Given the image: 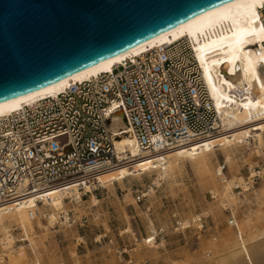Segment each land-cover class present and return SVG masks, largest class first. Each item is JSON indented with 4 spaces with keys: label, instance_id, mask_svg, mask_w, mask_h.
<instances>
[{
    "label": "bare ground",
    "instance_id": "1",
    "mask_svg": "<svg viewBox=\"0 0 264 264\" xmlns=\"http://www.w3.org/2000/svg\"><path fill=\"white\" fill-rule=\"evenodd\" d=\"M180 41L186 42L194 51L199 74L218 114L221 129L215 134L155 153H141L134 138L120 135L114 141V148L123 162L99 173L96 183L103 190L110 191L116 184L122 186L124 181L145 175L151 186L144 195H153L154 187L170 186L188 164L198 187L210 193L212 201L202 214L180 221L175 230L191 228L192 225L200 228L197 221L203 216L215 218L225 209L228 211L226 231L219 240L213 238L204 245V252L195 264H264V164L258 173L253 164H245L249 167L248 175L244 177L237 159L245 152L247 156L264 160V0H234L204 12L122 54L0 104V118L38 100L55 96L70 85L111 72L128 59ZM120 129H125V124L119 119L113 120L110 130L118 133ZM217 152L221 153V163ZM221 164L226 167L223 173L220 172ZM255 176L262 181L257 189L253 187ZM96 190L92 185L84 186L83 192L91 207H96L99 202L94 194ZM249 191L252 200L247 198ZM128 196L129 192L124 195L125 198ZM25 197L18 206L8 209L0 204V264H42L43 240L59 215L67 212L66 206L70 202L66 200L75 201L72 205L75 211L80 210L83 202L73 185L65 190L45 192L39 203L36 202L39 198ZM251 205H255L254 210ZM42 217L46 218V225ZM60 224L66 225L63 221ZM147 230L148 236L140 241L136 239V245L148 246V252L157 246L151 220L147 221ZM15 231L20 232V238H14ZM129 231L130 226L124 232ZM38 232L42 235L39 236ZM137 250L141 251V248L137 247ZM71 258L73 264H79L75 252Z\"/></svg>",
    "mask_w": 264,
    "mask_h": 264
},
{
    "label": "built area",
    "instance_id": "2",
    "mask_svg": "<svg viewBox=\"0 0 264 264\" xmlns=\"http://www.w3.org/2000/svg\"><path fill=\"white\" fill-rule=\"evenodd\" d=\"M217 115L186 42L128 59L0 118V204L18 206L28 195L39 203L45 192L70 185L83 199L85 185L97 189V175L123 162L114 148L120 135L134 138L141 153H155L217 133ZM117 119L125 129L113 133ZM225 170L221 164L220 172ZM62 221L76 224L70 211L54 225ZM197 222L202 229V218Z\"/></svg>",
    "mask_w": 264,
    "mask_h": 264
},
{
    "label": "water",
    "instance_id": "3",
    "mask_svg": "<svg viewBox=\"0 0 264 264\" xmlns=\"http://www.w3.org/2000/svg\"><path fill=\"white\" fill-rule=\"evenodd\" d=\"M234 0H0V104Z\"/></svg>",
    "mask_w": 264,
    "mask_h": 264
},
{
    "label": "rangeland",
    "instance_id": "4",
    "mask_svg": "<svg viewBox=\"0 0 264 264\" xmlns=\"http://www.w3.org/2000/svg\"><path fill=\"white\" fill-rule=\"evenodd\" d=\"M220 154L217 152L219 163L222 161ZM237 159L244 177L248 175L249 167L245 164H253L256 172L261 171L264 164L263 159L247 156L245 152L239 154ZM244 159L246 162H243ZM150 183L142 175L124 181L122 186L116 184L110 191L97 187L94 191L99 199L96 207H91L87 195L83 197L79 211H75L71 204L67 205V211H70L76 224L71 227L58 224L49 228L47 238L43 240L42 264H73L72 252L77 254L79 264H125L128 258L131 264H142L145 260L148 264H195V260L204 252V245L213 238L219 240L226 231L228 211L224 210L215 218L202 215V229L192 225L191 228L175 230L179 227L176 222L200 215L206 210V205L212 201L210 193L200 190L188 164L170 186L162 184L154 187L155 193L145 196ZM261 185V179H255L253 187L257 189ZM128 192L129 196L125 198ZM247 198L253 199L251 191ZM251 207L255 209V205ZM83 216L85 223L81 220ZM41 220L47 224L46 220ZM148 220L154 225L157 246L147 252L148 246L142 243L136 245V239L140 241L148 236ZM128 226L130 231L124 232ZM38 235L42 233L38 232ZM13 236L20 238V232H13Z\"/></svg>",
    "mask_w": 264,
    "mask_h": 264
}]
</instances>
